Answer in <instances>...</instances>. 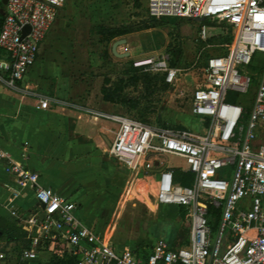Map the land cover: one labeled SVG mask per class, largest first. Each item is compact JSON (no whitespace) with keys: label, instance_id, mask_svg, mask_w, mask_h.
<instances>
[{"label":"built area","instance_id":"obj_1","mask_svg":"<svg viewBox=\"0 0 264 264\" xmlns=\"http://www.w3.org/2000/svg\"><path fill=\"white\" fill-rule=\"evenodd\" d=\"M64 4L7 0L0 28V82L14 86L24 81ZM147 8L153 17L209 20L230 32V40L218 44L219 52L206 55L204 83L192 95V114L205 133L87 109L118 123L109 154L129 171L150 172L159 156L186 161L190 183L177 181L174 167L161 166L157 199L188 210V244L172 246L161 238L146 254L118 247L81 221L74 200L41 185L37 171L0 147L5 171L32 185L38 204L24 222L28 245L14 260L0 251V264H43L40 255L45 252L66 264H264V0H148ZM27 25L30 30L24 34ZM200 39H209L206 25ZM134 65L162 71L168 83L182 72L170 64L169 54L139 59ZM253 85L250 103L229 100L249 95ZM36 106L48 108L49 99L40 97ZM225 169H231V175ZM217 211L213 230L210 222Z\"/></svg>","mask_w":264,"mask_h":264},{"label":"crops","instance_id":"obj_2","mask_svg":"<svg viewBox=\"0 0 264 264\" xmlns=\"http://www.w3.org/2000/svg\"><path fill=\"white\" fill-rule=\"evenodd\" d=\"M65 4L40 44L36 62L24 81L14 86L0 82V147L27 168L37 171L41 185L50 186L57 193L74 200L79 205L81 221L99 233L94 219L103 205L116 203L122 175L132 177L134 181H149V187L160 205L180 208L158 201L157 180L161 166L167 163L174 167L177 181L190 183L187 163L183 167L176 166L170 164L168 156H159L153 170L136 172L126 169L109 154L118 123L90 114L87 109L124 114V102L104 99L106 78L90 68L91 23L79 17L73 26H69L70 10L65 9ZM2 8L0 15L3 16ZM156 30L153 26L115 36L109 42L105 41L107 46L103 48L118 60H137V56L147 54L139 51V55H135L143 35ZM120 39L125 42L119 44L116 50L128 54L124 57L115 55L112 50L113 44ZM162 47L161 44L159 49L162 50ZM3 55L1 53L0 57ZM40 97L49 99L48 108L36 106ZM199 121L195 117L196 131L202 130ZM34 190L32 185L23 184L7 173L0 162V251L9 254L13 260L18 259L21 250L29 243L28 228L24 222L38 206ZM188 226L184 243L175 241V233L161 238L169 239L172 246L188 244L189 214ZM155 243L149 249L142 244L130 248L149 251ZM115 245L129 247L119 243ZM52 258L57 257H51L50 252L40 255L43 264Z\"/></svg>","mask_w":264,"mask_h":264},{"label":"rangeland","instance_id":"obj_3","mask_svg":"<svg viewBox=\"0 0 264 264\" xmlns=\"http://www.w3.org/2000/svg\"><path fill=\"white\" fill-rule=\"evenodd\" d=\"M147 1L66 0L64 7L70 10L69 26H73L79 17L91 23L90 68L108 79L111 87L120 85L123 88L122 95L126 97L124 114L149 125L195 131L191 100L194 90L204 83L202 68L206 55L219 52L218 44L230 40V32L209 20L153 17L148 12ZM203 24L206 25L207 36H213L210 41L199 38ZM153 26L157 30L143 35L140 48L135 50V55H139V51L147 54L136 59L169 54L171 64L172 57L179 55L177 66L182 72L172 83L165 80L162 71L136 67L134 59L118 60L103 48L107 46L105 41L111 40L109 29L135 32ZM161 44L162 50L159 49ZM255 88L253 85L250 94L239 97V101L250 103ZM201 132L205 133V129ZM168 159L172 165H186L183 158L169 155ZM224 173L231 175L232 170L225 169ZM149 186V181H134L132 177L122 175L117 201L99 209L94 219L96 229L112 238L115 244L129 247L142 244L149 249L168 233H175V241L184 243L189 230L188 210L160 205Z\"/></svg>","mask_w":264,"mask_h":264},{"label":"trees","instance_id":"obj_4","mask_svg":"<svg viewBox=\"0 0 264 264\" xmlns=\"http://www.w3.org/2000/svg\"><path fill=\"white\" fill-rule=\"evenodd\" d=\"M4 7L0 1V8ZM2 20H3V16L0 15V21L2 24ZM109 38H113L115 36H121L124 35L126 33L129 32V30L127 29H120V28H113V29H109ZM172 63L171 65L173 66H177V62L179 59V55H176L174 57H172ZM164 76V75H163ZM165 78V76H164ZM109 84V80L105 79V86L103 87V94H104V99L111 101V102H125V98L122 94V90L123 88L120 85H116L114 87H111V85ZM229 100L233 101V102H237L239 101L238 97L236 96H232L229 97ZM241 102V101H239ZM248 108V106H246ZM218 220H219V213L218 211L215 213L214 215V219L210 222L212 224L213 230H216L217 224H218ZM146 254V251L144 252ZM51 264H65L61 259H57V258H52L50 261Z\"/></svg>","mask_w":264,"mask_h":264},{"label":"water","instance_id":"obj_5","mask_svg":"<svg viewBox=\"0 0 264 264\" xmlns=\"http://www.w3.org/2000/svg\"><path fill=\"white\" fill-rule=\"evenodd\" d=\"M0 1H1V3H2L3 6H5L6 3H7V0H0ZM1 12L4 14V9H3V8L1 9ZM197 20H203V19H197ZM29 30H30V26H28V25L25 26V27H24V34L28 33ZM123 42H125L124 39L117 40V41L113 44V47H112L113 53H114L115 55L119 56V57H124V56H127V55H128L127 53H118L117 50H116L117 46H118L119 44L123 43Z\"/></svg>","mask_w":264,"mask_h":264}]
</instances>
